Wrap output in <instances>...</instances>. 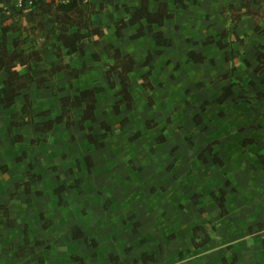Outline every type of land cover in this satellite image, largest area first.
Segmentation results:
<instances>
[{"label": "crops", "instance_id": "crops-1", "mask_svg": "<svg viewBox=\"0 0 264 264\" xmlns=\"http://www.w3.org/2000/svg\"><path fill=\"white\" fill-rule=\"evenodd\" d=\"M146 1L152 13L166 3L174 17L161 25L147 18L131 22L126 7L141 8L145 0H93L105 4L107 32L101 47L89 42L84 54L71 58L83 72L73 80L60 73L58 95L26 88L0 113V264H264V98L256 100L264 83L255 72L257 47L264 45V31H256L259 23L264 29V0H246L260 15L240 20L234 30L242 40L229 35L225 46L218 41L232 23L226 3L238 7L244 0H181L187 7ZM123 18L119 37L114 19ZM17 36L8 34L11 52L31 47V38L15 47ZM109 44L139 64L129 73L131 108H124L120 77L114 86L105 77ZM144 77L152 88L140 81ZM6 78L0 71V84ZM228 86L232 94L216 101ZM90 89L97 90L95 120L85 121V129H36L37 122L62 114L61 97ZM27 95L44 114L13 126L22 140L11 142L9 128L20 121ZM84 113L74 107L71 119ZM125 119L102 147L87 139L90 127H120ZM29 171L41 179L30 191L18 189ZM61 184L68 187L59 195ZM222 191L226 214L213 197ZM204 235L209 241L195 246Z\"/></svg>", "mask_w": 264, "mask_h": 264}, {"label": "trees", "instance_id": "trees-1", "mask_svg": "<svg viewBox=\"0 0 264 264\" xmlns=\"http://www.w3.org/2000/svg\"><path fill=\"white\" fill-rule=\"evenodd\" d=\"M147 2L145 0L141 8L126 7L124 18H129L131 22L147 18L149 22L161 25L166 19L174 17V10H169L166 3L162 2L158 12L152 13L148 11ZM176 5L177 7H187V4H184L181 0H176ZM244 8L246 9L244 10ZM104 9L105 4L103 2L95 3L93 0H34L30 6L22 8L17 7L11 0H0V71H5L7 74V78L0 84V113L13 108L16 98L26 88L36 85L38 88L51 89L55 95H58L63 91L57 79L60 73L68 74L71 80L77 78L83 72V69L73 68L71 58L77 52L84 54L89 47V42H94L97 47H101L102 38L107 32V28L101 22V14ZM225 12L230 14L232 23L229 28L223 31L222 39L218 41L221 46H225L221 41L229 35H231L232 40L241 41L242 38L234 30L237 23L248 15H260V12L252 8L249 3H246V0L238 7L233 2L227 1ZM124 18L114 19L119 37L122 36L121 29L126 26ZM256 31H264L260 23L257 24ZM10 32L19 34L14 39L15 47L20 46L25 38L32 39L31 47L27 50L11 52L7 43ZM142 33V30L139 31L136 37L141 36ZM203 41L209 43L213 42L214 39L203 38ZM104 49L108 54L107 63L110 65V68L105 70V77L109 80L111 86L115 85V76L120 77L124 93V108H131V92H133L135 86L129 80V73L134 71L139 64L131 57L124 56L112 44L104 46ZM95 58H99L97 54H95ZM227 59H232L230 54H227ZM257 59L259 64L255 69L256 78L264 83V45L257 47ZM149 61L150 56L145 63ZM140 81L144 86L152 88L147 77L141 78ZM96 92V89H90L80 91L79 95L75 97H61L62 114L56 119L37 122L36 129L49 133L54 130L56 124H60L61 127L63 125L79 124L82 129H85V121L95 120ZM231 94V87L228 86L216 101L223 102ZM26 98V103L18 115L20 121L11 123L9 128L11 142H14L15 139L22 140V137H14L12 133L13 126L23 123H34L37 116L44 114H37L32 108L30 97L27 95ZM239 98L242 101L251 102L244 95H240ZM263 98L264 95L259 93L256 100ZM254 104L256 103L253 102ZM74 107H84V116L79 121L71 119ZM115 107L118 111L120 104L118 105L117 103ZM126 122L125 119L120 127H113L104 122L100 130L90 127L87 139L89 142L95 143L97 147H102V140L111 132H121ZM47 140L49 139L47 138ZM39 142L40 140H37L36 143ZM215 145L216 142L210 144L200 156L202 157L206 152H212ZM214 158L217 162H222L216 156ZM19 163H21L20 159ZM32 165L33 163L31 162ZM3 169L5 170V167ZM26 176L27 180L19 183L17 188L23 187L25 191H30L32 182L40 180L41 176L30 171L27 172ZM72 184L69 183V185ZM67 187L68 185L61 184L57 187L56 192L62 195ZM224 194V191H222L221 197L216 194H213V197L218 201L223 214H226ZM195 230L204 231V228L196 227ZM205 235L200 241L195 240V246H202L209 241V237Z\"/></svg>", "mask_w": 264, "mask_h": 264}, {"label": "built area", "instance_id": "built-area-1", "mask_svg": "<svg viewBox=\"0 0 264 264\" xmlns=\"http://www.w3.org/2000/svg\"><path fill=\"white\" fill-rule=\"evenodd\" d=\"M17 7L22 8L24 6H30L34 0H11ZM38 1V0H37ZM48 1V0H42Z\"/></svg>", "mask_w": 264, "mask_h": 264}]
</instances>
